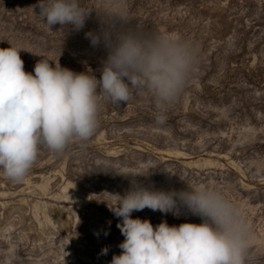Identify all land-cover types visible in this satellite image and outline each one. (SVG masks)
<instances>
[{
  "label": "rangeland",
  "instance_id": "obj_1",
  "mask_svg": "<svg viewBox=\"0 0 264 264\" xmlns=\"http://www.w3.org/2000/svg\"><path fill=\"white\" fill-rule=\"evenodd\" d=\"M38 2L0 0V49H22L26 72L34 74L40 59L59 60L99 79L107 52L85 33L99 30L96 11L103 10L149 33L180 37L192 46L195 63L164 125L155 123L146 90L121 105L101 96L100 125L88 141L62 154L41 145L21 183L0 171V252L18 246L23 264H110L124 237L109 207L130 188L115 172L148 166L153 174L137 177L145 186L204 183L222 191L251 226L250 264H264V0H84L92 12L79 32L58 24L49 29L39 8L32 9ZM182 213L145 208L132 218L153 226L202 223Z\"/></svg>",
  "mask_w": 264,
  "mask_h": 264
},
{
  "label": "clouds",
  "instance_id": "obj_2",
  "mask_svg": "<svg viewBox=\"0 0 264 264\" xmlns=\"http://www.w3.org/2000/svg\"><path fill=\"white\" fill-rule=\"evenodd\" d=\"M35 8L49 29L58 24L60 30L74 32L85 27L92 12L84 0H39ZM96 12L100 28L86 32L85 38L107 52L99 79L89 71L62 67L59 60L40 59L34 74L26 72L22 49L10 44L0 49V171L13 182L24 181L41 145L62 154L72 143L92 138L100 125L101 96L121 105L134 92L146 90L154 98L155 123L164 125L167 107L188 83L195 63L188 42L131 26L109 10ZM115 173L128 178L130 188L109 207L124 237L118 245L121 253L113 255L110 264H250L251 226L222 191L204 183L181 190L145 186L137 177H150L153 170L148 166ZM145 208L174 217L183 209L202 223L170 226L165 220L153 226L148 219L132 218L134 211ZM108 251L103 247L100 255ZM0 264H23L20 248L12 245L0 252Z\"/></svg>",
  "mask_w": 264,
  "mask_h": 264
}]
</instances>
